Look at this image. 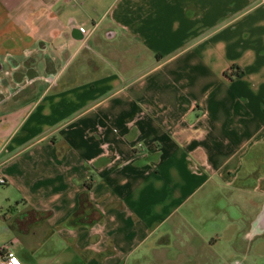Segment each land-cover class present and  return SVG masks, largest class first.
Returning a JSON list of instances; mask_svg holds the SVG:
<instances>
[{"label": "crops", "instance_id": "obj_1", "mask_svg": "<svg viewBox=\"0 0 264 264\" xmlns=\"http://www.w3.org/2000/svg\"><path fill=\"white\" fill-rule=\"evenodd\" d=\"M0 173V264H264V0H0Z\"/></svg>", "mask_w": 264, "mask_h": 264}, {"label": "built area", "instance_id": "obj_2", "mask_svg": "<svg viewBox=\"0 0 264 264\" xmlns=\"http://www.w3.org/2000/svg\"><path fill=\"white\" fill-rule=\"evenodd\" d=\"M79 27H80L81 30H85V27L83 25H79ZM5 182H6L5 176H3L0 173V183H5ZM13 255H14V252L13 251H10L8 257H6V258L3 259V264H12L11 261H10V259H11V257Z\"/></svg>", "mask_w": 264, "mask_h": 264}, {"label": "rangeland", "instance_id": "obj_3", "mask_svg": "<svg viewBox=\"0 0 264 264\" xmlns=\"http://www.w3.org/2000/svg\"><path fill=\"white\" fill-rule=\"evenodd\" d=\"M241 257H243V256H241ZM251 259V258H250Z\"/></svg>", "mask_w": 264, "mask_h": 264}, {"label": "trees", "instance_id": "obj_4", "mask_svg": "<svg viewBox=\"0 0 264 264\" xmlns=\"http://www.w3.org/2000/svg\"><path fill=\"white\" fill-rule=\"evenodd\" d=\"M238 73H240V72H238Z\"/></svg>", "mask_w": 264, "mask_h": 264}]
</instances>
